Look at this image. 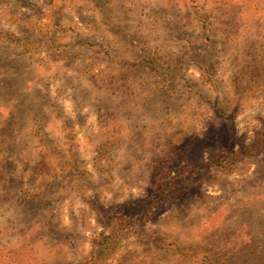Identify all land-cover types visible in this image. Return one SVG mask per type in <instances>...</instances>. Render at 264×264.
Masks as SVG:
<instances>
[{
  "label": "rangeland",
  "instance_id": "obj_1",
  "mask_svg": "<svg viewBox=\"0 0 264 264\" xmlns=\"http://www.w3.org/2000/svg\"><path fill=\"white\" fill-rule=\"evenodd\" d=\"M209 256L264 264V0H0V264Z\"/></svg>",
  "mask_w": 264,
  "mask_h": 264
},
{
  "label": "trees",
  "instance_id": "obj_2",
  "mask_svg": "<svg viewBox=\"0 0 264 264\" xmlns=\"http://www.w3.org/2000/svg\"><path fill=\"white\" fill-rule=\"evenodd\" d=\"M234 153H238L239 151H233ZM241 153V152H240ZM242 153H245V154H248L249 153V151H243ZM241 153V154H242ZM218 154H220V153H217V155ZM227 157V155L226 154H221V155H219V158H221V159H225ZM168 188V182H166V180H164L161 184H159V186H158V193H157V190L156 189H154V190H152V193H151V196H153L155 199H157V198H159V196H161V194L164 192V191H166L165 189H167ZM111 221H115L116 223H118V224H114V225H116V226H118L117 228H116V230H118V229H121V228H123L125 225L124 224H122L123 222H125V224H128L130 221H128L125 217H123V216H113V218L110 220V222ZM103 234V236H99L100 237V239L99 240H97V238H95L94 239V241L97 243V244H102L108 237H107V235H104V233H102ZM100 242V243H99ZM208 259H210V260H214L217 264H220V260H221V258H219V257H217V256H215V257H206V260H208ZM78 264H84V263H78Z\"/></svg>",
  "mask_w": 264,
  "mask_h": 264
}]
</instances>
